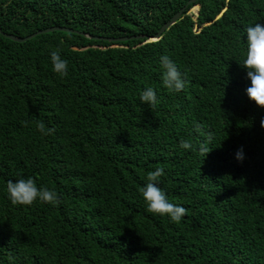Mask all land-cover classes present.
<instances>
[{"label": "trees", "instance_id": "obj_1", "mask_svg": "<svg viewBox=\"0 0 264 264\" xmlns=\"http://www.w3.org/2000/svg\"><path fill=\"white\" fill-rule=\"evenodd\" d=\"M188 1L0 0V30L153 37ZM256 22L264 0H199L154 41L0 34V264H264V107L240 65ZM162 55L184 74L182 91L163 85ZM145 87L154 108L139 100ZM156 168L186 208L179 222L143 201ZM22 177L58 200L12 204L7 182Z\"/></svg>", "mask_w": 264, "mask_h": 264}, {"label": "clouds", "instance_id": "obj_2", "mask_svg": "<svg viewBox=\"0 0 264 264\" xmlns=\"http://www.w3.org/2000/svg\"><path fill=\"white\" fill-rule=\"evenodd\" d=\"M53 70L59 74H66L68 61L59 51L50 54ZM162 69L163 85L172 92H180L185 88L186 79L177 63L168 55L159 58ZM246 70L249 84L246 88L248 98L257 106L264 107V22H256L247 26L245 30V51L240 64ZM139 100L149 108H154L158 101L157 90L153 87H145L139 94ZM264 126V120L261 121ZM41 131L52 132L53 129H45V125H39ZM189 141L181 142L182 148H190ZM204 150V149H202ZM209 151H207V154ZM206 154V155H207ZM243 149H238L235 158L238 161L244 159ZM164 173L163 168H156L148 173L147 182L141 189V195L146 208L154 215L167 216L172 222H179L186 213V208L180 204L171 202L166 193L159 186V177ZM7 196L14 205H31L35 201L56 202L57 193L44 186H39L32 177L9 180L7 182Z\"/></svg>", "mask_w": 264, "mask_h": 264}, {"label": "water", "instance_id": "obj_3", "mask_svg": "<svg viewBox=\"0 0 264 264\" xmlns=\"http://www.w3.org/2000/svg\"><path fill=\"white\" fill-rule=\"evenodd\" d=\"M199 0H189L187 2V4L182 7L168 22H166L159 30V32L153 36V37H147L146 35H142V36H131V37H117V38H105V37H94L86 32H79L77 30H72V29H68V28H62V27H51V28H47V29H44V30H40V31H37L27 37H24V38H20V37H17V36H12V35H9L7 33H4L3 31L0 30V34L2 36H4L5 38H8L14 42H25L37 35H40V34H45V33H49V32H54V31H62V32H68V33H76V34H80V35H83L85 37H88V38H91V39H95V40H104V41H108V42H112V43H115V42H125V41H129V40H133V39H150L151 41H154V40H157L160 35L166 30L168 29L171 25H173L175 22H177L181 15L183 14V12L185 11L186 7L189 5V4H195V2H197ZM197 6V10L199 8L198 5H195ZM198 11L196 12V15H197Z\"/></svg>", "mask_w": 264, "mask_h": 264}, {"label": "rangeland", "instance_id": "obj_4", "mask_svg": "<svg viewBox=\"0 0 264 264\" xmlns=\"http://www.w3.org/2000/svg\"><path fill=\"white\" fill-rule=\"evenodd\" d=\"M196 7H197V6H193V7L188 11V13L194 15L193 18L195 17L196 12H197V8H196Z\"/></svg>", "mask_w": 264, "mask_h": 264}]
</instances>
